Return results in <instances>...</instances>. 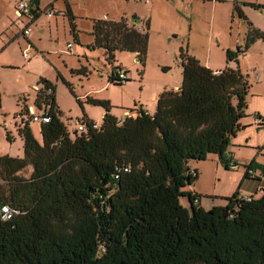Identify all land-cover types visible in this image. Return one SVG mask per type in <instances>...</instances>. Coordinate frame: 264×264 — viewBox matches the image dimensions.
Masks as SVG:
<instances>
[{"label":"trees","instance_id":"obj_1","mask_svg":"<svg viewBox=\"0 0 264 264\" xmlns=\"http://www.w3.org/2000/svg\"><path fill=\"white\" fill-rule=\"evenodd\" d=\"M39 14L37 7L32 20ZM63 14L78 42L67 3ZM91 34L87 48L103 49L112 66L117 51L140 60L146 53L147 31L127 19L95 20ZM258 39L264 42V30L249 28L245 46L227 50V59L237 62ZM180 60L179 89L162 91L153 113L137 109L119 123L108 100L88 95L107 113L98 129L85 116L88 131L74 136L61 119L54 84L39 77L32 104L48 106L50 116L39 124L41 141L27 120L16 129L23 157L0 155V205L19 211L0 221V264H264V194L244 200L235 192L225 205L205 210L197 193L183 190L199 174L189 161L215 154L226 169L236 166L228 147L246 127L240 120L247 76L238 65L214 74L183 50ZM119 70L109 82L124 84ZM74 71L87 72L84 66ZM24 113L25 101L14 115ZM29 165V176H20ZM183 195L190 210L179 202Z\"/></svg>","mask_w":264,"mask_h":264},{"label":"rangeland","instance_id":"obj_2","mask_svg":"<svg viewBox=\"0 0 264 264\" xmlns=\"http://www.w3.org/2000/svg\"><path fill=\"white\" fill-rule=\"evenodd\" d=\"M17 2L0 0V155L23 157L22 140L16 133L19 122L14 113L24 101L32 104L36 92L32 87L40 76L54 84L61 119L70 136H74L85 116L102 123L107 113L103 106L89 103L88 95L108 100L109 113L113 116L133 108L137 111L139 107L154 112L153 96L165 85L181 83V50L212 68L238 65L249 84L242 121L253 123L255 115L264 116V42L258 39L251 43L245 54L238 55L237 62L226 57L227 50L236 51L245 46L249 28L264 30V0H39L40 14L30 23L27 37L21 31L28 18H17L14 13ZM66 3L74 15L78 42L70 31L69 18L63 16ZM47 7L55 11L51 17L45 14ZM121 18L129 23L131 18L140 20L139 27L148 35L147 49L142 60L136 53L117 51L112 66L101 49L90 50L86 44L91 40L95 20ZM26 38L36 46L29 49V66L22 56L28 44ZM81 66L86 67V73L74 71ZM115 67L126 71L129 78L126 84L108 81ZM257 73L260 76L255 80ZM31 128L41 141L39 123H32ZM249 131L251 145L245 146L242 133ZM6 132L11 133V141L6 139ZM256 146H264V126L249 125L231 138L229 158L232 160L233 152L240 158H250L257 151ZM261 154L264 164V148ZM192 165L198 177L183 190L197 193L199 206L205 210L225 205L226 198L235 192L243 197L256 186L252 175L245 176L247 165L241 160L236 161L235 167L226 169L215 154H209L204 160H193ZM31 169L29 165L19 175L28 177ZM179 202L190 210L186 195Z\"/></svg>","mask_w":264,"mask_h":264},{"label":"built area","instance_id":"obj_3","mask_svg":"<svg viewBox=\"0 0 264 264\" xmlns=\"http://www.w3.org/2000/svg\"><path fill=\"white\" fill-rule=\"evenodd\" d=\"M33 10V5L31 3V0H18L17 4L14 6V13L17 16V18H22V17H27L28 18V23L24 26L23 30L21 31L22 34L24 36H28L31 32V28H30V23L32 22L33 19V15L34 13H32ZM45 14L48 17H51L52 15L55 14V11L52 8L47 7L45 10ZM105 19V17H104ZM67 47H70V44H67ZM31 48L30 44H27L26 48L22 51V56L25 59H29L30 57V53H29V49ZM214 74H219L220 70H216L213 71ZM117 78L122 82L125 83V79L127 78V74L122 71L119 70L117 71ZM42 86L41 85H33L32 89H34L35 91H38L39 89H41ZM45 93L49 94L51 93L50 89H46ZM27 105V109H28V114L24 113L22 115L17 114L16 118L19 122V125H23L25 121H29L31 124L34 122L37 123H47L50 120V116L48 113V106H42L40 109H37L35 107V105L33 104H26ZM126 116H133V113L127 111L125 112V115L118 119V122L121 123L124 121V118ZM254 122L257 123L258 125L261 123V119L259 117H255ZM91 125V128L93 129H98L99 128V124L97 123H89ZM89 127L86 121H82L76 131L78 133H86L88 131ZM230 167H235V165L230 162L229 163ZM124 171H128V168H124ZM117 177V176H115ZM244 200H250L251 196H243L242 197ZM19 211L14 209L13 207L3 204L0 205V221H6L12 218L13 215H15L16 213H18Z\"/></svg>","mask_w":264,"mask_h":264},{"label":"crops","instance_id":"obj_4","mask_svg":"<svg viewBox=\"0 0 264 264\" xmlns=\"http://www.w3.org/2000/svg\"><path fill=\"white\" fill-rule=\"evenodd\" d=\"M39 5V4H38ZM64 16V15H63ZM33 21V20H32ZM141 23V22H140ZM140 25L139 24H136V27H137V29L138 30H142L140 27H139ZM43 30H40V32H42ZM91 31H92V29H91ZM27 40H28V44H30V46H31V49L32 48H35L36 46H35V44L31 41V40H29L28 38H26ZM93 41V35L91 34V40L87 43V44H90L91 42ZM68 44H70V43H68ZM86 44V45H87ZM68 49H70L71 48V44H70V47H67ZM98 49H101V48H98ZM94 50H96V49H94ZM102 50V52L104 53V50L103 49H101ZM41 51V50H40ZM25 63H26V66H29V64L31 63V61L28 59H26V61H25ZM206 67H208V68H210L211 70H213V71H216V70H222V69H220V68H212L209 64H204ZM236 67V65L234 66V67H230V68H235ZM241 70V69H240ZM242 71V70H241ZM259 76H260V73H257V74H255L254 75V77H255V80H257L258 78H259ZM127 77H128V75H127ZM44 78H46V77H44ZM47 80H50L51 81V79H49V78H46ZM182 81V80H181ZM52 82V81H51ZM36 84V83H35ZM34 84V85H35ZM124 84H126V82L124 83ZM180 85H181V83L179 84H175V85H168V86H164V88H162V91H164V90H174V91H176V90H178L179 89V87H180ZM161 90H159V92L158 93H156L154 96H153V101H155L156 102V100H157V98H158V96H159V94L162 92H160ZM19 99V98H18ZM17 108H18V106H17ZM128 109V108H127ZM139 109H142L143 111H146V112H148L146 109H144L143 107H139ZM17 111V110H16ZM127 111H129V112H131V113H133V116H135L136 114H137V111L135 110V108H133L132 110L130 109V110H124L123 111V113L120 115V116H115L117 119H120V118H122L124 115H125V112H127ZM148 113H150V112H148ZM153 113V112H152ZM104 116V115H103ZM254 119H255V117H254ZM254 119H253V123L252 122H247V123H244L243 121H242V119L240 120V122H241V124H243V125H245L246 127L244 128V129H242V130H240V131H244L245 129H247V127L249 126V125H251V126H258V128H259V125L257 124V123H255L254 122ZM260 119H261V127H263L264 126V116H260ZM90 120V119H89ZM92 122H94V123H97V122H95L94 120H91ZM249 123V124H248ZM97 124H101V123H97ZM32 125V124H31ZM4 126H6V125H4ZM237 133H239V132H237ZM34 134V133H33ZM251 131H249V132H247V133H242V136H244V143H245V146H248V145H251V142L249 141L252 137H251ZM35 136V135H34ZM37 140H38V138H37ZM237 142H239V141H237ZM230 147V146H229ZM229 147H228V149H229ZM256 148H258L257 149V151L255 152V153H252V155L250 156V158H246V159H244V158H240V156H238V154H235L234 152H233V158H232V160L233 161H244L245 163H246V165L248 166V168H246V171H245V176H248V175H252V178L253 179H255L256 180V186H255V188H254V190H252V191H254V192H258V194H252L253 192L251 191V192H245V193H247L246 195H244V196H254V197H259L260 195H263L264 194V164L262 163V160H263V157H262V152H263V148H264V146H261L260 148H259V146H256ZM235 159V160H234ZM188 165H189V167H190V169H193V168H195L193 165H192V161H189V163H188ZM196 169V168H195Z\"/></svg>","mask_w":264,"mask_h":264},{"label":"water","instance_id":"obj_5","mask_svg":"<svg viewBox=\"0 0 264 264\" xmlns=\"http://www.w3.org/2000/svg\"><path fill=\"white\" fill-rule=\"evenodd\" d=\"M31 3L33 5L32 13H35L36 8L38 7V4H39V0H31ZM130 22L131 23H134V24H139L140 23V20L137 19V18H131L130 19Z\"/></svg>","mask_w":264,"mask_h":264}]
</instances>
